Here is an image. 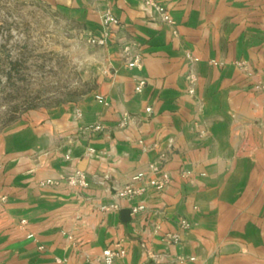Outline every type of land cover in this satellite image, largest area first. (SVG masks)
Wrapping results in <instances>:
<instances>
[{
	"label": "crops",
	"instance_id": "obj_1",
	"mask_svg": "<svg viewBox=\"0 0 264 264\" xmlns=\"http://www.w3.org/2000/svg\"><path fill=\"white\" fill-rule=\"evenodd\" d=\"M37 1L87 33L118 23L94 90L0 132V264H105L118 244L114 264H264V0H154L172 23L144 0ZM138 172L168 181L101 211Z\"/></svg>",
	"mask_w": 264,
	"mask_h": 264
},
{
	"label": "rangeland",
	"instance_id": "obj_2",
	"mask_svg": "<svg viewBox=\"0 0 264 264\" xmlns=\"http://www.w3.org/2000/svg\"><path fill=\"white\" fill-rule=\"evenodd\" d=\"M103 47L43 2L0 0V132L94 90Z\"/></svg>",
	"mask_w": 264,
	"mask_h": 264
},
{
	"label": "built area",
	"instance_id": "obj_3",
	"mask_svg": "<svg viewBox=\"0 0 264 264\" xmlns=\"http://www.w3.org/2000/svg\"><path fill=\"white\" fill-rule=\"evenodd\" d=\"M144 4L148 9L149 15L154 20L162 21L165 23H172V18L170 16L169 11L161 4L157 3L154 0H144ZM117 19L113 16L110 11H107L103 18V24L106 27L101 34H93L89 33L91 41L96 45L107 44V40L109 37V27L111 25L117 24ZM135 47H137V42H124L122 43L121 49L124 58L127 60L129 67H137L141 64V55L139 52L135 51ZM146 84L145 81H139L137 85V91H140L143 86ZM101 99V97H99ZM150 110V109H149ZM159 169L158 165L152 164L150 165L151 171H157ZM146 173L138 172L133 175L131 181L119 188L115 194L114 200L106 205H101L100 210L103 212L107 211H117L120 209V203L123 200H132L133 198L145 194L150 188H156L157 190H162L167 181L168 177L164 176L161 179H151L149 181H145ZM69 183L73 185H78L80 187L86 188L89 186V182L87 178L82 174H77L75 176L68 178ZM143 209L142 205L135 206L132 208V213L136 214L140 210ZM126 254L125 249L119 244L116 247H107L104 249L103 253L100 257L97 258L98 261H101L105 264H114L115 259L118 257H124Z\"/></svg>",
	"mask_w": 264,
	"mask_h": 264
},
{
	"label": "water",
	"instance_id": "obj_4",
	"mask_svg": "<svg viewBox=\"0 0 264 264\" xmlns=\"http://www.w3.org/2000/svg\"><path fill=\"white\" fill-rule=\"evenodd\" d=\"M130 212L131 210H128V209L122 211V214L126 220L129 219Z\"/></svg>",
	"mask_w": 264,
	"mask_h": 264
}]
</instances>
